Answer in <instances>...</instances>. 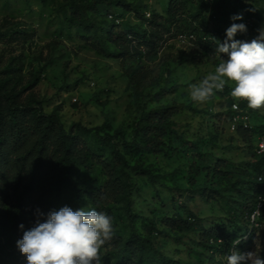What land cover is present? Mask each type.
<instances>
[{"label":"rangeland","instance_id":"rangeland-1","mask_svg":"<svg viewBox=\"0 0 264 264\" xmlns=\"http://www.w3.org/2000/svg\"><path fill=\"white\" fill-rule=\"evenodd\" d=\"M262 12L264 0H243ZM222 0H0V108L9 116L5 92L16 103L58 112L73 143L65 150L55 132L26 116L24 139L0 142V232L10 234L16 218L21 232L64 206L95 209L112 218L113 238L101 249L102 264H119L132 233L150 236L155 249L133 255V264H225L232 241L237 250L264 259V205L253 231L241 206L251 194L249 176L261 158L258 128L264 108L247 109V123L233 128L228 105L232 85L207 102L190 99L189 86L214 72L217 43L231 24ZM109 14L121 16L120 21ZM234 39L251 42L259 32L247 24ZM227 59L226 56H224ZM175 106L167 118L177 131L159 153L125 148L142 114ZM29 120V121H28ZM259 126V127H258ZM119 130V133L116 131ZM46 148L39 152L38 138ZM128 166L139 164L153 177ZM41 159V164L37 159ZM126 172L129 176H127ZM117 176L119 178H117ZM196 215L201 230H181L178 218ZM154 225V227H153ZM153 228V229H152ZM221 230V233H214ZM224 245L211 249L208 237ZM148 246V244H147ZM18 260L27 264L26 257ZM0 264H15L0 255Z\"/></svg>","mask_w":264,"mask_h":264},{"label":"clouds","instance_id":"clouds-1","mask_svg":"<svg viewBox=\"0 0 264 264\" xmlns=\"http://www.w3.org/2000/svg\"><path fill=\"white\" fill-rule=\"evenodd\" d=\"M242 20V15L231 17ZM251 42L234 39L237 33H246L244 23H232L226 29V39L217 43L214 54L219 60L214 72L189 86L190 99L196 103L209 101L216 92L232 85L231 97L244 100L248 108H264V29ZM227 57V59L224 58ZM38 211L36 224L24 231L17 247L27 264H102L101 249L113 238V221L104 212L84 208L73 210L68 206L53 210L41 222ZM23 224L20 228L23 229ZM242 238L232 241L231 252L222 259L225 264H264L256 251L242 253L237 245Z\"/></svg>","mask_w":264,"mask_h":264},{"label":"trees","instance_id":"trees-1","mask_svg":"<svg viewBox=\"0 0 264 264\" xmlns=\"http://www.w3.org/2000/svg\"><path fill=\"white\" fill-rule=\"evenodd\" d=\"M222 8L221 14H223L224 20L232 23H237L238 20L233 21L231 19L234 15H249L250 17L246 18V21L256 20L254 21L253 26L255 27V31L258 33L260 30V26L262 24V12L256 9H250L243 4V0H222ZM114 19L120 21L121 16L117 14H113ZM247 23V22H246ZM17 93H13L12 91L5 92V96L8 100V105L6 109L9 111V116H7L2 109L0 108V142L6 140L8 137L16 136L21 134V136L17 139H24L25 131L28 128L26 124V116L30 115V121L34 123L36 127L42 125L43 128L47 131H53L57 134L58 139L61 141L62 146L65 150H69L73 140L72 135L66 132L63 127V124L60 120L58 112H52L47 114L43 111L42 105L33 106L32 104H21L16 103L15 100L17 98ZM232 102L228 105L230 107ZM240 107L243 111L249 112L247 109V102L242 100L239 102ZM175 106H159L155 108L149 109L147 112L141 115V117L134 123L132 127V137L130 140H126L123 138V145L125 148H133L135 152H150V153H159L164 148L170 147V142L165 143L163 140V136H167L168 138L172 134L177 135V131L171 128V125L168 121V117L171 114L172 110ZM231 112V110H230ZM29 121V120H28ZM259 127V126H258ZM237 128H242L244 130H255L256 126L250 124H244L243 121L237 122ZM258 130V140H264V123L261 124ZM119 133V130L116 131ZM37 147L39 148V152L46 148L45 139L43 137L38 138ZM122 163L118 166L117 173H123L125 166L131 167V169L138 171V173L148 176L149 178L153 177L151 170L142 167L139 164H134L132 166H128L126 158L117 150ZM261 158L253 165V176H249V187L252 189L251 194L248 196L247 194H242L244 196L243 202L241 206L246 209V215L248 218V225L246 231L248 234H251L253 231L251 214L254 212L257 207L258 196L264 192V182L258 180V176L264 173V154H261ZM37 163L41 164V159H37ZM127 176L128 173L126 172ZM117 178H119L117 176ZM19 219L16 218L11 226L10 234L5 238H2V232H0V255L3 258H12V262L15 264H24L22 261L18 260L20 253L17 247V241L22 239L24 232H21L19 228ZM1 221V220H0ZM173 225L178 227L181 230L187 231H195L201 230V226L199 224L198 217L196 215L190 216L189 218H181L178 220H174ZM154 227V225H153ZM153 229V228H152ZM223 231L218 230L214 233H221ZM208 241H211V249L221 248L224 245L222 237L217 235H210L208 237ZM148 244V246H147ZM154 244L150 236L147 238L141 237L136 233H132L129 238L126 240L124 246L121 248L119 252V264H133L134 259L133 255L142 256L145 252H150L154 250ZM171 264H178L175 261L170 260Z\"/></svg>","mask_w":264,"mask_h":264},{"label":"built area","instance_id":"built-area-1","mask_svg":"<svg viewBox=\"0 0 264 264\" xmlns=\"http://www.w3.org/2000/svg\"><path fill=\"white\" fill-rule=\"evenodd\" d=\"M109 17L110 18H114L113 14H109ZM116 21L118 22V20L116 19ZM251 20H247V24H250L251 25ZM229 109L231 110L232 112V126L233 128L236 127V124L238 121H243L244 124H248L247 123V114L246 112L247 111H243V109L240 107L239 103L238 102H233L231 104V106L229 107ZM263 123H264V111H263ZM257 148H258V151L259 153L261 154H264V140H259L258 144H257ZM258 180L261 181V182H264V173L263 174H260L258 176ZM264 205V192L261 193L259 196H258V202H257V207L255 208L254 212L251 214V221L256 224L257 223V220L260 216V208ZM25 256H23L24 258Z\"/></svg>","mask_w":264,"mask_h":264}]
</instances>
